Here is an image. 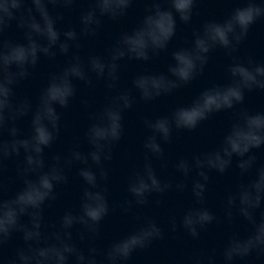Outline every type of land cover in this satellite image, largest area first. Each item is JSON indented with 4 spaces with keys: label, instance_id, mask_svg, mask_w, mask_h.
<instances>
[{
    "label": "clouds",
    "instance_id": "1",
    "mask_svg": "<svg viewBox=\"0 0 264 264\" xmlns=\"http://www.w3.org/2000/svg\"><path fill=\"white\" fill-rule=\"evenodd\" d=\"M89 7L79 18V32L75 28L61 31L56 27L63 17L50 12L53 8L71 9L77 0H0V260L5 264H127L137 250H146L156 241L164 238L163 229L152 219L145 217L143 222L129 235L113 241L104 250L95 246L87 249V254L72 241L70 229L80 225L83 231L80 240H95L99 236L100 222L109 214L110 208L106 189L100 187L99 179L107 181L108 172L104 161L113 159V147L123 136V112L134 103L132 90L122 91L109 99L99 112L90 115L92 121L85 131L91 151L83 153L74 147L68 157L56 155L54 163L46 168L44 152L51 148L60 132V109H67L76 96L74 81L91 85L90 73L110 81L108 88H115L118 80L117 61L128 59L148 61L149 52L158 54L165 50L176 34L177 18L183 24L192 20L193 10L198 0H148L150 7L146 15L131 32L120 35L116 44L109 50L107 58L89 56L87 61L73 55L60 71L50 73L47 85L41 89L38 102L33 106L28 99L14 102V87L32 75L43 55L49 60L60 54L67 55L70 47L79 49L81 37H94L102 25V18L118 20L127 14L134 0H88ZM167 7H163V5ZM240 6L222 21L209 20L202 29L193 33L190 48H181L172 53L174 64L169 65V76L142 74L132 81L133 88L140 99L151 101L188 85L203 74L208 63L209 53L216 48L226 50L232 58L227 72L230 82L214 84L204 89L189 105L178 106L170 115L153 120H144L151 134L145 138L144 165L129 177L128 192L134 200H126L119 207L127 213L133 205L145 206L154 193L163 195L172 189L171 181L162 182L153 167L152 158L163 161L164 149L161 142L170 143L173 130L192 131L201 122L208 120L214 113L234 109L242 104L245 90L264 91V64L255 63L248 58L246 63L232 53L247 38L250 28L257 21L264 20L262 0H239ZM15 25L22 31L24 43L6 38V33ZM63 37V39H62ZM87 104V101L84 102ZM32 113L30 133L22 137L16 121ZM7 133L8 139H5ZM264 146V112L249 114L246 110L238 113L220 145L211 151L194 155L191 161L180 159L176 170L184 178L195 169L199 179L192 181L194 203L181 217L179 223L170 218L171 231L183 229L193 239H198L202 231L213 222L219 223L217 216L205 206V192L209 172L224 174L232 166L233 157L237 158L236 167L240 175L250 174L256 163L254 149ZM23 163L17 165V176L22 179L23 187L12 197H6V185L2 176L5 161L20 157ZM245 157H247L245 159ZM63 161V163H61ZM91 161V165L89 164ZM74 163L83 165L79 177L87 187L84 188L78 211H67L60 219L59 226L52 225L54 231L45 234L42 229L43 212L46 202L58 197L56 188L68 183L65 168ZM163 166V164H162ZM184 182L176 183L177 191H184ZM264 202V165L256 169L254 178L240 183L235 192L227 196L225 215L229 224L233 222V208L250 225L246 235L232 233L228 236L220 255L223 264H234L256 254L264 256V211L259 219L256 210ZM156 204L161 201L157 199ZM50 206V203H49ZM27 218L26 220L23 218ZM21 234L22 247H17L11 257H5V246L13 234ZM97 256L103 260L98 261ZM192 264H215L214 255L193 257Z\"/></svg>",
    "mask_w": 264,
    "mask_h": 264
},
{
    "label": "water",
    "instance_id": "2",
    "mask_svg": "<svg viewBox=\"0 0 264 264\" xmlns=\"http://www.w3.org/2000/svg\"><path fill=\"white\" fill-rule=\"evenodd\" d=\"M150 6L148 0H134L124 17L115 21L109 20L107 17L102 18V25L98 29L97 35L81 37L79 49L74 46L70 47L67 55L60 54L58 48L54 49L57 51L54 60H49L41 55L36 68L30 69L32 75L14 87V102L19 103L28 99L34 111L40 91L47 85L50 73L60 71L73 55H79L84 61H87L89 56L107 58L109 50L116 44L120 35L124 32H131L137 27L143 16L147 14L145 9ZM237 6H240L239 0H198L190 23L183 24L177 18L176 34L165 50L159 51L158 54L149 52L150 59L148 61L128 59L127 57L117 61L120 67L115 88H108L107 85L110 81L105 78L98 79L94 73H90L92 84L74 81L77 92L69 107L67 109L57 107V111L61 113L60 132L52 147L45 149V170L54 163L53 158L56 155L66 158L77 145H79L77 150L83 153L91 151L85 137V131L92 122L90 115L99 112L108 104L111 97L122 91L132 90L134 98L132 107L122 114L124 131L121 140L113 147V159L103 162V167L108 172L107 181L99 179V170L89 161L92 170L97 172L100 187L106 189L110 211L100 222L99 236L94 241L87 238V233H85V239L80 240V233L83 231L82 226L74 225L70 229L72 232L71 243L82 249L85 254H87L89 247L95 246L99 250H104L113 241L129 235L136 230L145 217L152 218L157 222L163 229L164 238L154 242L146 250L134 252L127 264H192L195 256L207 257L212 255H214L215 264H223L220 253L228 236L232 233L241 235L248 233L250 225L239 215L238 208H233V222L229 224L225 215L226 200L230 193L236 191L240 183H247L254 178L256 169L264 165V146L260 149H254L250 153L257 157L250 174L240 175V170L236 167V157H233L232 166L224 174L215 171L208 173L209 181L205 192V206L217 216L219 223L213 222L207 230L201 232L198 239H193L183 229L172 232L170 218L175 217L179 223L184 212L193 205L192 181L199 179L195 169L190 172L188 178H184L176 170L175 164L180 159L191 161L194 155L217 148L241 110H246L249 114L264 112V91L260 89H254L251 92L245 90V98L242 104L237 105L234 109L212 114L208 120L201 122L192 131H176L174 129L171 142H161L164 149L163 161L152 158L158 178L162 182L171 181L172 189L163 195L154 193L149 197L147 205H133L127 213L119 207L126 200H134L127 190L129 177L134 172L143 169L145 162L143 144L145 138L151 134L150 130L145 127L144 120L154 121L159 117L170 115L178 106L189 105L204 89L214 84L229 83L230 76L227 68L232 63V58L226 54V50L216 48L208 54V63L204 67L202 75L197 76L188 85L151 101L140 99L139 93L133 88V79L142 74H163L174 79L168 73L169 65L174 64L172 53L181 48H190L194 40L193 33L201 30L204 22L209 20L222 21ZM88 7V0H77L71 9L62 7L54 9L52 5H48L54 16L59 13L63 17L56 24L59 30L65 31L69 28H75L77 32L80 29V15ZM163 7H167V5L165 4ZM6 38L14 42H25L22 31L17 30L14 24L7 31ZM232 56L238 57L245 63L250 57L255 63L264 64V20L257 21L250 28L247 38L239 45L238 51L232 53ZM85 101L87 104L84 103ZM31 118L32 113L30 112L15 122L21 130V138L30 133ZM8 138L7 133H5V139ZM22 163L23 151H21L20 157L5 161L6 167L2 180L6 185V197L14 196L23 187V181L16 172L17 165ZM81 167L83 165L74 163L71 168H65L68 183L57 186L58 197L55 201L46 202L41 229L46 235L55 230L52 225L59 226L60 219L65 212L78 211L83 190L87 187L78 175ZM180 182L187 185L182 192L175 189V184ZM157 199L161 201L160 204L155 203ZM261 211H264V202H262L261 208L256 210L257 219H259ZM23 219L26 220L27 218ZM18 246H23L21 234L14 233L12 240L5 246V257H11ZM97 260L102 261L103 257L97 256ZM0 264H5V262L0 260ZM69 264H73L72 258H70ZM234 264H264V256L258 258L256 254H253L243 261H235Z\"/></svg>",
    "mask_w": 264,
    "mask_h": 264
}]
</instances>
